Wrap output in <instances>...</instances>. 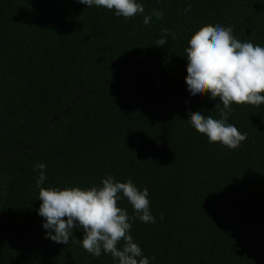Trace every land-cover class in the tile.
<instances>
[{
    "label": "trees",
    "instance_id": "trees-1",
    "mask_svg": "<svg viewBox=\"0 0 264 264\" xmlns=\"http://www.w3.org/2000/svg\"><path fill=\"white\" fill-rule=\"evenodd\" d=\"M138 2L163 16L144 25L77 0H0V264H114L76 243L78 230L66 245L45 238L37 163L43 187L112 175L146 188L155 223L134 219L131 235L151 264H264V104L231 106L247 139L229 150L187 120L219 119V98L193 99L185 83L203 26L264 46V0ZM162 29L176 39L157 47Z\"/></svg>",
    "mask_w": 264,
    "mask_h": 264
},
{
    "label": "clouds",
    "instance_id": "clouds-1",
    "mask_svg": "<svg viewBox=\"0 0 264 264\" xmlns=\"http://www.w3.org/2000/svg\"><path fill=\"white\" fill-rule=\"evenodd\" d=\"M77 3L114 10V15L126 19L140 14L144 25L151 22L153 15L157 19L163 16L156 10L145 14L138 0H77ZM190 8L191 5L185 11ZM168 36L176 39L174 33L162 29V36L155 45H165ZM187 44L185 83L188 93L193 99L207 93L209 99L218 97L223 105L219 119L189 110L187 120L194 130L207 136L209 143L219 142L229 150L236 149L247 139V134L228 122L233 111L231 106L264 104V46L238 40L233 28L223 25L201 27ZM46 167L44 163H37L33 168L39 172L35 184L40 204L36 211L42 217L46 239L66 245L75 229L82 232V239L75 242L93 257L110 255L114 264H151L131 235L134 219L155 223L146 188L138 189L131 178L120 182L112 175L87 188L43 187ZM124 199L132 206L134 217L118 206Z\"/></svg>",
    "mask_w": 264,
    "mask_h": 264
}]
</instances>
